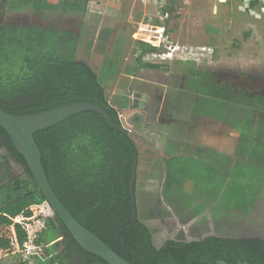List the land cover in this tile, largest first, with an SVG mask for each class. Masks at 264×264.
I'll list each match as a JSON object with an SVG mask.
<instances>
[{"label": "trees", "instance_id": "obj_1", "mask_svg": "<svg viewBox=\"0 0 264 264\" xmlns=\"http://www.w3.org/2000/svg\"><path fill=\"white\" fill-rule=\"evenodd\" d=\"M89 2L1 0L0 9L9 12L27 9L46 17L52 13L83 16L88 13ZM258 2L252 0L250 8ZM176 4V0H167L161 14H172ZM89 36L83 29L76 34L50 25L0 23V110L11 115H29L86 102L100 107L115 124H120L118 112L129 103L118 88L119 79L120 85L129 88L128 81L125 83L120 75L146 79L143 74L146 70L167 73L170 56L166 43L162 41L160 46L153 47L137 41L130 58L131 41L120 35L112 40L111 49L103 52L98 66L92 68L83 58L86 49L93 45L87 41ZM111 38L112 31L106 28L97 40L106 45ZM202 63L204 58L187 60L184 90L220 103L264 112L263 100L241 95L242 102L239 101L229 88L215 82L209 67H203ZM118 97L122 102H117ZM158 108L159 103L148 97L147 122L155 123ZM189 108L186 113H190ZM167 110L176 120L182 119L179 107ZM34 141L57 198L81 226L126 262L264 264V180L256 182L248 209L241 212L232 208L221 213L204 201L192 206L193 202L188 201L194 199L192 185L180 177L181 166L173 162L166 173L169 193L163 195L170 204L182 200V205L191 208L197 232L187 243L169 241L156 248L150 230L138 214L131 227L127 184L135 147L128 134L109 128L95 113L83 112L35 133ZM134 187L137 196V179ZM26 246L39 248L43 258L25 255ZM43 259L45 264H105L74 242L38 191L23 158L0 129V264H42Z\"/></svg>", "mask_w": 264, "mask_h": 264}, {"label": "rangeland", "instance_id": "obj_2", "mask_svg": "<svg viewBox=\"0 0 264 264\" xmlns=\"http://www.w3.org/2000/svg\"><path fill=\"white\" fill-rule=\"evenodd\" d=\"M48 1L55 3L59 0ZM166 1L90 0L88 13L83 16L52 13L46 17L27 9L22 12L0 9V23L50 25L73 30L76 34L83 29L90 33L87 41L93 43L83 57L92 68L98 66L103 52H108L112 40L120 35L131 41L128 48L130 58L135 42L158 47L163 41L170 56V70L167 73L159 70L143 73L157 85L150 86L149 92L161 88L163 95L164 92L166 94L161 96L166 97L164 109L178 105L179 117L186 116L188 105H194L190 97L182 98L185 92L181 75L188 66V59L204 58L203 67L210 66L216 73H225L230 82L234 77L246 81L247 76L264 81V0H258L254 8L249 7L252 0H176L175 12L162 15L160 11ZM106 28L112 31V38L105 45L98 43L97 38ZM174 61H179V64H173ZM118 83L120 92L126 93L127 87L120 85L121 79ZM255 86L262 88L251 83L248 89ZM182 101L186 108L183 112ZM208 101L212 100L196 98L191 112L195 117L191 121L190 135L203 143L205 150L215 147L220 154L215 153V157H211L210 152H204L203 159L195 166L197 170L193 171V166H184L185 175L181 173L180 177L192 185L194 199L188 200L193 202L192 206L201 205L204 201L214 206L217 212H227L232 208L243 212L251 205L256 182L264 180V112L243 105L234 107ZM118 116L128 128L133 127L130 132L134 129L133 133L146 135L143 145L134 141L139 152L137 209L139 220L152 234L154 246L159 248L165 241H191L190 236L197 232L196 218L191 208L182 205V200L170 204L163 195L168 194L170 188L165 185L168 166L165 168L161 160L163 149L171 148L168 155L180 156L182 172V131L185 132L186 128L182 127L181 121H171L166 110L162 121L154 127L158 134H144L152 127L145 124L142 116L135 118L127 110H120ZM25 255L42 257L39 248L30 246H26Z\"/></svg>", "mask_w": 264, "mask_h": 264}, {"label": "water", "instance_id": "obj_3", "mask_svg": "<svg viewBox=\"0 0 264 264\" xmlns=\"http://www.w3.org/2000/svg\"><path fill=\"white\" fill-rule=\"evenodd\" d=\"M141 99V101H140ZM146 96L139 93L132 95V107L136 108L140 102V109H143ZM83 112H91L99 115L105 124L122 134H128L129 130L124 124H115L106 112L100 107L86 102H75L61 105L48 111L29 115H11L0 110V129H2L12 143L15 151L23 158L27 168L52 212L59 218L66 231L69 233L74 242L85 253L92 255L105 264H130L116 255L104 242L97 236L81 226L77 220L69 213L61 201L57 198L50 187L42 166V155L34 141V134L46 130L70 117L76 116ZM138 170V152L135 149L133 162L128 179V196L131 208V227L137 221V196L134 184L137 179ZM216 264H226L218 261ZM237 264H248L246 262Z\"/></svg>", "mask_w": 264, "mask_h": 264}, {"label": "flooded vegetation", "instance_id": "obj_4", "mask_svg": "<svg viewBox=\"0 0 264 264\" xmlns=\"http://www.w3.org/2000/svg\"><path fill=\"white\" fill-rule=\"evenodd\" d=\"M207 67H209V72L213 76V79L215 80V82L217 84H220L222 87L226 86L227 88H229L234 96L237 95V99L239 101L242 102L241 95L249 97L251 100L255 99V98H258V99H261V100L264 101V90H263L264 89V81L263 80L252 79L251 76L250 77L247 76L248 79L246 81H243V79H241L240 77H234L233 78V82L232 81L230 82V81H227L225 73H219V72L216 73L215 70L213 69V67H210V66H207ZM186 75H188V71L185 69V71L183 72V74L181 76V79H182V82H181L182 90H184L183 89L184 88V83H185V81H187L186 80ZM229 76H232V75H229ZM177 78H178V76H177ZM139 82L144 83L143 87L140 88L142 90L141 92H143V94H141V93L140 94L142 96H146V100L144 101L143 109L139 108L140 102L137 103V107L134 108V109L135 110H137V109L140 110L145 115L146 114V112H145V104L147 103L148 97L152 98V96H154V98H157V99L160 100L162 98L161 96H165L166 94L164 92V95H163V93L160 91V89H155V88L152 89V93H150L149 92L151 90L150 85L152 84V82H150V80H149V78L147 76H146V80L145 79L144 80H140V79L135 78L131 84L135 86ZM251 83L256 84L257 86H261L262 88H257L255 86L254 88L248 89V88H250L249 85H251ZM143 88H145V89H143ZM144 92H146L147 94L144 93ZM184 92L185 93L182 94V98H184L186 96L190 97V100H192L194 102V105H196L195 104L196 98L203 97V96H199V95H193V94H191L190 92H188L186 90H184ZM128 93H132V92L128 91ZM133 94L134 93H132V95ZM132 95L130 97V108L132 107ZM165 98L166 97H163V100H164L163 107L161 106V109H158V111H157V115H160V118L158 119L157 123L162 121V117L165 114V110L167 111L168 115L171 117L170 118L171 121H173V120L177 121L173 116H171L169 114V112H168L166 107L164 109V103H166V99ZM205 98H207V97H205ZM208 99H210V98H208ZM140 101H141V99H140ZM194 105H192V104L188 105L190 107L189 108V112H192V108H193ZM232 105L233 106H237L235 104H232ZM184 106H185V104L182 101V112L188 107L187 106L184 109ZM177 107H178V105L174 106V107L171 106V108H177ZM252 110H256V109H252ZM256 111H258V110H256ZM153 126L151 125V127H153ZM133 130L131 132L129 131L130 132V137L132 136L133 137V139H132L133 141L139 142L141 145H143L144 144L143 142L146 141V139H144L141 135H139V134H142V133L135 132V131H134L135 133H133ZM136 142H134V147L137 150ZM137 152H138V150H137ZM138 161H139V152H138ZM138 171H139V162H138L137 178H138ZM166 242H169V241H165L161 246L165 245ZM174 243H176V242H174Z\"/></svg>", "mask_w": 264, "mask_h": 264}, {"label": "crops", "instance_id": "obj_5", "mask_svg": "<svg viewBox=\"0 0 264 264\" xmlns=\"http://www.w3.org/2000/svg\"><path fill=\"white\" fill-rule=\"evenodd\" d=\"M250 5H251V2L249 4V7H250ZM256 6L257 5H255V7ZM174 62H177V61H174ZM169 70H170V68H169ZM120 77L125 81V83L128 81V84H129V88L126 89V93H125L126 94L125 96H126V98H128L129 103L127 105V108L126 109H122L121 111H126L127 110L129 113H131V115L134 114L135 115V118L136 117L143 116V120H144L145 124H147V126L151 127V125L152 126L154 125L152 128H150V129L148 128V130H146L144 134L151 133V132L152 133H157L158 131L156 129H154V127L157 124V121L160 118V115H157L156 116L155 123L152 124V123L146 121V114L144 115L138 109L135 110L132 107L130 108V97H131L132 93H139V94L141 93V94H143V92H141L142 90L140 88L143 87V84L144 83L139 82L137 84V87H136V85L134 86V85L131 84L133 82V80L135 79V77H133V76H127L125 74H121ZM140 80H144V79H140ZM150 86H154L155 87L157 85L151 84ZM132 87L134 88V90L132 89V91H131L130 89ZM159 89H161V88H159ZM128 91H130L132 93H128ZM119 96L120 97H124V94L119 93ZM152 98L159 103V108L158 109H161V106L163 107V102H164L163 97L162 98L160 97L161 98L160 100L157 99V98H154V96H152ZM116 100H117V102H122V100H120L119 97ZM211 100L212 101H208V102H218V101H215L213 99H211ZM224 104H227L228 105V103H224ZM229 105H232V104H229ZM193 117H195V116H193V114H191V112H190V113H187L186 116L181 117L182 118L181 119L182 121L181 120H177V121H181L182 122V127L186 128L185 129V132L182 131V175H185V172L183 171L184 166L185 167L193 166L194 168L191 167L193 171L196 169L195 166H196V164L200 163V160L203 159L204 152H210L211 157H215V155L217 153L220 154V152L218 151V149H215V147H209L207 150H205L204 149V144L203 143H200V141H195V139L190 135V129H191V125H192L191 124V121H192ZM173 122H174V120H173ZM130 128L132 129L133 127H130ZM144 136H146V135H143L142 136L145 139ZM151 137H153V136H151ZM171 151H172V149L169 148V147L168 148H164L163 149L164 156H163V158H161L162 163H163V166L166 167V168L168 166L167 171L170 169L169 167H170V165H172L173 162H178L179 163V161H180V159H179L180 156H178V155H176V156L175 155H172L171 156V154L168 155V152H171ZM223 155H222V157H223ZM171 158L173 159L172 161H170ZM216 160H217V158H216ZM243 166H245V165H243ZM165 176H166V174H165ZM183 179L186 180V178H183ZM165 181H166V179H165Z\"/></svg>", "mask_w": 264, "mask_h": 264}, {"label": "built area", "instance_id": "obj_6", "mask_svg": "<svg viewBox=\"0 0 264 264\" xmlns=\"http://www.w3.org/2000/svg\"><path fill=\"white\" fill-rule=\"evenodd\" d=\"M118 118H119V116H118ZM119 120H120V118H119ZM121 121V120H120ZM122 123V122H121ZM123 124V123H122ZM128 130L130 129V127L128 128L126 125H124Z\"/></svg>", "mask_w": 264, "mask_h": 264}]
</instances>
